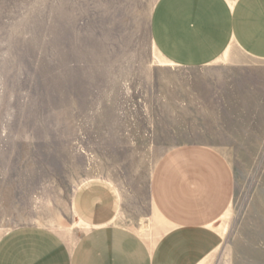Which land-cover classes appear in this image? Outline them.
<instances>
[{
	"label": "rangeland",
	"instance_id": "obj_1",
	"mask_svg": "<svg viewBox=\"0 0 264 264\" xmlns=\"http://www.w3.org/2000/svg\"><path fill=\"white\" fill-rule=\"evenodd\" d=\"M157 1L0 0V238L33 224L75 243L86 226L74 195L100 179L120 191L124 223L152 241L158 162L202 142L236 182L223 243L204 264H264V71L242 75L230 55L171 64L151 37Z\"/></svg>",
	"mask_w": 264,
	"mask_h": 264
},
{
	"label": "crops",
	"instance_id": "obj_2",
	"mask_svg": "<svg viewBox=\"0 0 264 264\" xmlns=\"http://www.w3.org/2000/svg\"><path fill=\"white\" fill-rule=\"evenodd\" d=\"M150 31L173 65L198 68L230 55L242 75L264 71L256 67L264 61V0H158ZM235 188L220 150L185 143L166 153L152 175L150 198L162 223L154 240L124 223L116 186L92 179L74 195L86 226L75 243L49 227L23 225L0 238V264H204L223 243L218 223Z\"/></svg>",
	"mask_w": 264,
	"mask_h": 264
}]
</instances>
